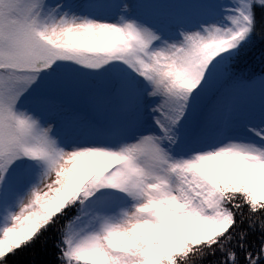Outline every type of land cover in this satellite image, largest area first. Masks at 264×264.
<instances>
[{"label":"snow or ice","instance_id":"1","mask_svg":"<svg viewBox=\"0 0 264 264\" xmlns=\"http://www.w3.org/2000/svg\"><path fill=\"white\" fill-rule=\"evenodd\" d=\"M0 264H264V0H0Z\"/></svg>","mask_w":264,"mask_h":264}]
</instances>
